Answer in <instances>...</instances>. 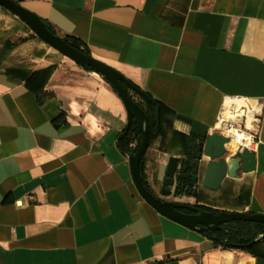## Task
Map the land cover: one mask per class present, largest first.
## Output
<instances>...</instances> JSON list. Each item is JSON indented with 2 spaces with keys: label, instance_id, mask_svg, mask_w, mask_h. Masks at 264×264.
I'll return each mask as SVG.
<instances>
[{
  "label": "crops",
  "instance_id": "0c3cea01",
  "mask_svg": "<svg viewBox=\"0 0 264 264\" xmlns=\"http://www.w3.org/2000/svg\"><path fill=\"white\" fill-rule=\"evenodd\" d=\"M15 1L162 107L143 155L156 195L168 158L212 131L227 98L257 100L255 169L217 189L203 185L202 169L167 199L264 214V0ZM33 45L21 63L5 59L0 68V264H264L148 204L116 145L127 123L119 95L99 73ZM50 65L38 93L3 73Z\"/></svg>",
  "mask_w": 264,
  "mask_h": 264
},
{
  "label": "water",
  "instance_id": "95a60500",
  "mask_svg": "<svg viewBox=\"0 0 264 264\" xmlns=\"http://www.w3.org/2000/svg\"><path fill=\"white\" fill-rule=\"evenodd\" d=\"M0 6L21 20L40 40L54 48L61 55L80 66L92 68L112 85L121 98L127 113L125 128L128 127L132 119H135L141 133L139 146L135 153L128 157L132 181L141 197L161 215L199 232L221 229L222 223L236 220L264 224L263 213H241L224 210L215 213L212 210H204L196 205L162 200L146 189L141 178L139 163L149 141L148 117L140 104L131 96L130 91L154 104L157 118L159 117V104L148 93L138 88L116 69L90 55L80 52L65 42L62 37L51 32L35 13L27 10L17 1L0 0ZM228 142L229 139L227 137L216 131H211L201 136L197 143L189 145L191 152L188 157L170 156L166 164L163 185H174V187L179 185V189L183 191L187 186L191 187L198 182L200 172L203 169V185L211 189H217L226 176L234 178L239 171L250 172L254 170L255 153L243 148L239 153L231 154L225 146ZM162 193L169 194L171 191L167 190ZM181 209H189L191 213Z\"/></svg>",
  "mask_w": 264,
  "mask_h": 264
},
{
  "label": "trees",
  "instance_id": "16d2710c",
  "mask_svg": "<svg viewBox=\"0 0 264 264\" xmlns=\"http://www.w3.org/2000/svg\"><path fill=\"white\" fill-rule=\"evenodd\" d=\"M40 18V17H39ZM45 26L53 33V29L50 27L48 23L42 18H40ZM64 41L69 45L79 50L80 52L90 55L88 49L85 47L83 42L74 37L72 35H67L63 37ZM25 39H21V42H24ZM16 42L10 41L9 39L4 40L0 43V68L2 62L6 59V56L11 52V50L16 46ZM54 65H50L46 68L37 70V71H28L22 68L17 67H7L3 68V73L12 77L19 78L24 80L25 85L35 92H41L43 86L45 85L48 75L53 69ZM85 69L94 71L92 68L88 66H83ZM111 85V84H110ZM112 87V85H111ZM113 88V87H112ZM114 90V88H113ZM115 91V90H114ZM116 92V91H115ZM136 100L140 106L145 111L148 117L149 124V141L150 142L159 134L160 132V117L157 118L155 105L151 102L142 99ZM39 100H41L39 98ZM160 107V113L162 111V107ZM141 141V133L138 129L137 123L135 119H132L127 128L121 130L116 139L117 148L123 153L127 155L134 154L137 147L139 146ZM147 146V147H148ZM144 156H142L141 161L139 163V169L143 184L146 189L150 190V187L146 181L145 172H144ZM176 194H179L181 190L179 187H176ZM200 208L204 210H212L215 213H218L219 210L212 209L209 207H203L198 205ZM221 229L208 230L203 232L208 238H210L215 244L222 245L224 247H235L242 250H245L253 255L264 258V224L258 222H250L243 220L236 221H228L221 224Z\"/></svg>",
  "mask_w": 264,
  "mask_h": 264
},
{
  "label": "built area",
  "instance_id": "2783aa9c",
  "mask_svg": "<svg viewBox=\"0 0 264 264\" xmlns=\"http://www.w3.org/2000/svg\"><path fill=\"white\" fill-rule=\"evenodd\" d=\"M223 106L224 102L212 131L229 139L225 146L227 150L231 149V154L239 153L243 148L253 151L258 143L260 129L261 107L258 101L254 99L252 103L247 101L246 104L239 106L232 104L227 107L226 112H222ZM241 133H244L245 137L232 144L233 138Z\"/></svg>",
  "mask_w": 264,
  "mask_h": 264
},
{
  "label": "rangeland",
  "instance_id": "374dc122",
  "mask_svg": "<svg viewBox=\"0 0 264 264\" xmlns=\"http://www.w3.org/2000/svg\"><path fill=\"white\" fill-rule=\"evenodd\" d=\"M7 39L17 43L14 47L18 49L15 52L16 54L10 57L9 54L6 56V59L13 64L21 63V58L37 49L34 47V43L41 45L44 50L57 52L54 48L40 40L21 20L0 6V43ZM21 39H25V41L21 42Z\"/></svg>",
  "mask_w": 264,
  "mask_h": 264
},
{
  "label": "flooded vegetation",
  "instance_id": "af4514ba",
  "mask_svg": "<svg viewBox=\"0 0 264 264\" xmlns=\"http://www.w3.org/2000/svg\"><path fill=\"white\" fill-rule=\"evenodd\" d=\"M130 93H131V96L132 97H134L135 98V100H140V98H139V96L136 94V93H134L133 91H130ZM190 138H191V140H190ZM189 138V141L187 142V147H186V149H185V152H184V157H182V158H186V157H188L189 156V153L191 152V149H190V147H189V145L191 144V143H197L198 141H199V139H200V137H190ZM179 185H177L176 187H178ZM176 187H174V189H173V185L172 186H162L161 187V194L160 195H156V194H154L152 191V193L155 195V196H157V197H159V198H161L162 200H168L167 199V197L168 196H172V198H173V196H176V195H179V194H176V192H175V190H176ZM167 190H170L171 191V193H169V194H163L162 192H165V191H167ZM169 201H173V199H171V200H169ZM175 202H178V201H175ZM180 203H183V202H180ZM196 206H198V205H196ZM199 207V206H198ZM182 211H185V212H189V213H191V211L189 210V209H181Z\"/></svg>",
  "mask_w": 264,
  "mask_h": 264
},
{
  "label": "bare ground",
  "instance_id": "6f19581e",
  "mask_svg": "<svg viewBox=\"0 0 264 264\" xmlns=\"http://www.w3.org/2000/svg\"><path fill=\"white\" fill-rule=\"evenodd\" d=\"M247 101L252 103L253 99H249V98L246 99V98H243V97H229V98H227L224 101V106L222 108V112H226L227 107H229L232 104H235L236 106H239V105L246 104ZM232 131H234V130H232ZM242 137H245L244 133L243 134L241 133L237 137H234L232 144H235L236 141L240 140V138H242Z\"/></svg>",
  "mask_w": 264,
  "mask_h": 264
}]
</instances>
